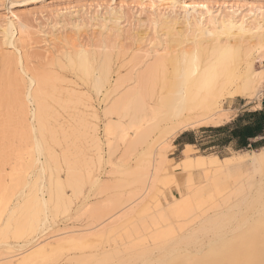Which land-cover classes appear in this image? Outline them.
I'll return each mask as SVG.
<instances>
[{
  "label": "rangeland",
  "instance_id": "1",
  "mask_svg": "<svg viewBox=\"0 0 264 264\" xmlns=\"http://www.w3.org/2000/svg\"><path fill=\"white\" fill-rule=\"evenodd\" d=\"M200 2L207 3L214 16L248 18L253 24L256 19H264V0H0V5H8L7 9L0 7V88L6 85L3 81L5 70L13 75L22 74L17 65L20 52L25 56L29 71H38V74H43L45 78V92L38 93L36 98L43 111L42 124L37 125L36 133L48 156L52 177L63 184L62 191L67 202L66 210H51L52 231L57 233L68 230L70 226L69 229L80 230V227L104 224L108 216L114 214L112 218L118 217L128 210L111 226L120 225L122 222L123 224L111 233H108V227H111L108 225L104 231L106 234L95 240L94 246L88 251L85 249L84 254L104 250L113 258L109 264H120L123 260L117 262L119 258L128 259L145 245L154 248H151L153 252L149 260H155L164 253H158L160 250L157 246L160 242L152 241L151 238H146L145 242L141 241V235L147 231L141 230L140 234H136L131 227L132 223H139L142 217H147L151 211L161 208L155 205L158 201H163L162 191L170 199L172 194L178 195L183 188L191 186L188 187L191 189L192 186L204 184L208 180L204 177L197 179V169L186 170L181 166L174 170L162 169L171 163L180 165L178 162H181L186 148V143L183 144L176 138L180 132H186L189 137L196 138L190 143L191 146L187 147L192 157L199 154H215L218 157L235 154L244 156L239 163L244 171L243 176L238 179L239 184H233L231 179L227 178L228 189L235 192V188L244 184L243 190L233 195L228 202L221 203L219 208L217 206L210 209L208 216L223 211L227 214L237 213L238 200L249 191L250 184L264 185V159H259L260 154L264 153V149L261 150L264 141L235 149L231 145H224V131L214 129L260 105L264 84L261 83L258 73L261 71L264 49L258 52L250 49L244 42L239 46L240 50L235 48V52L239 53L237 64L242 72H249V82L242 93L228 94L219 99V109L226 110L229 116L220 124L202 123L180 129L181 122L198 117L200 110L195 112L181 109L175 116L167 111L168 102L179 91L181 83L174 70V61L182 49L192 53L197 43V32L189 25V22L192 23L191 16L181 7ZM171 3H175L174 12L169 9ZM115 17L119 18L118 27L113 23ZM10 20L15 21L11 42L5 31ZM171 23L174 28L170 26ZM73 35L78 43L75 46L71 42L72 39L75 41L74 38L68 40V37ZM219 37L222 41L218 45L224 47L226 38L223 34ZM205 40L212 41L207 43ZM216 41L214 37L203 40V46L208 47L202 52V58L206 59L211 54V47L217 46ZM29 42L32 45H29ZM231 43L233 44V41ZM80 49L88 52L91 67L86 74L91 77L67 58ZM261 54L262 59L259 58ZM159 55L164 60L161 64L155 62ZM249 60L253 63L251 66L247 62ZM200 92V98H197L203 101L208 95V90L201 89ZM11 96L13 99L8 104L0 102V181L7 186L14 185L15 181L20 182L19 185L23 184L26 171L14 182L11 181V173L18 163H22L26 168L32 156V133L28 124L30 112L22 111L15 101L16 95L12 93ZM135 99L140 101L138 105H135ZM113 103L116 104L115 107ZM31 106L28 104L27 111ZM164 142L169 143L164 152L156 149L159 143ZM160 154L167 156L166 162L162 164L160 176L151 185L149 196L140 201L138 197L143 192L147 180L143 174H148V165L152 161L154 166L159 165ZM42 159L44 160V157H41ZM187 172H193L192 181H188ZM163 177L169 182L164 184ZM145 205L148 206L147 210ZM86 206L93 209L85 211ZM261 209L264 210V205L256 203L252 208L242 210L237 219L228 217L229 221L222 223V227L215 225L202 233H194L195 243L187 246L189 252L180 243V249L167 258V264H192L196 259L201 263L200 260L205 259V253L214 247L212 245L216 242L212 243L213 239L217 241L220 238L218 245L244 230H254L259 240V248L264 238V224L256 223L252 214ZM78 215V220L72 219ZM101 218L105 222H101ZM131 220L132 223H129ZM194 220L182 229L178 228L177 223L174 224L176 232L173 236L198 230L201 226L197 219ZM234 222L236 224L233 227L231 225H234ZM170 237L168 235L167 239ZM25 238L27 237L21 239L15 236L8 239L9 243L14 245L15 252H19L17 241L22 244ZM7 251L8 247L1 243L0 256L5 255ZM74 252L71 250L69 255ZM100 255L97 253L92 259ZM219 259H222V264L233 263L228 257ZM137 262L141 264L140 260L134 263ZM207 262L205 259L201 264Z\"/></svg>",
  "mask_w": 264,
  "mask_h": 264
},
{
  "label": "bare ground",
  "instance_id": "2",
  "mask_svg": "<svg viewBox=\"0 0 264 264\" xmlns=\"http://www.w3.org/2000/svg\"><path fill=\"white\" fill-rule=\"evenodd\" d=\"M171 4L172 7L170 6L169 9L171 10V12H174L175 9L173 8L176 7L175 3ZM181 8L185 13L191 16L190 18L192 20V23L189 22V25L192 26L197 32L195 35L197 37V43L194 46V51H192V53H189L182 49L179 56L174 61V70L180 77L181 83L178 87L179 91L175 93V96L169 100L167 111L171 115L175 116L180 113L181 109H186L188 111L195 110V112L197 110H200L199 114H197L198 117L187 121L185 120V122H181L180 129H186L196 125L198 126L202 123L220 124V122L224 121L229 116L226 110L219 109V99L228 94L231 95L233 93H242L248 86L247 83L249 82V72L248 74L242 72V70H240L238 66L239 64H237L239 53L235 52V48H239V46L244 42L247 43L250 49H255L258 52L263 50L264 24H262V22H264V19H256L255 17L256 22L255 24H253L247 20L248 18L234 19L227 16H214L211 14L209 5L204 2L185 4ZM119 18L121 17L119 16ZM119 18H113V23L116 27H118L117 25ZM14 22L10 20L8 28H6L7 30H5L10 42ZM170 26L174 28V24L171 23ZM76 28L78 27L76 26ZM222 34L226 38L224 40V47L218 45L222 41H220L221 38L219 37ZM207 37H214V39L217 40V46L214 48L212 46V52L210 54L211 56L209 55L206 59H204L202 58V52L208 46H203L202 42ZM68 38V40L74 38L76 41L74 35L69 36ZM75 41H73V39L71 41L74 46L78 44L77 41ZM205 41L208 43L212 40ZM231 41H233V44L231 43ZM29 45H32V43L29 42ZM13 46L17 50H20V48L16 47L15 45ZM67 58L69 59V61L74 62L75 65H78V67L82 69L83 73H88L91 64L89 61L87 50L80 49ZM246 58H248V56ZM259 58H263L262 54L259 56ZM204 60L206 61L204 62ZM163 61L164 60L160 55L155 60L157 64H161L163 63ZM247 62H249L250 66L253 64L250 60ZM17 65L20 67L22 74L13 75L11 74L12 72L5 70L3 81L6 85L0 88V102L3 101L2 103L8 104L13 99L11 98V94L14 93L16 95L15 101L20 109L22 111L25 110L26 112H30V119L28 120V124L32 133V156L31 161H29L30 163L28 165L26 164V168H24L22 163L16 164L15 167L13 166V172L11 173V181L13 182L19 179V175L22 172H27V174L25 175V181L22 185H19L20 182L16 183L15 181L14 185L7 186L5 183L3 184V182L0 181V242L3 245L5 244L9 249V251L4 253L5 255L0 256V264H109L111 263V260L113 258L110 254L107 253V251L94 250L86 252L87 254H84V251L85 249H87L88 251V249L92 248L94 246V242H96L95 240L101 239L106 234L104 232L105 230H107L106 227H108V225L111 226L112 223L117 222L128 212V210L122 212V214H120V216L118 217L112 218L114 214L108 216L107 218H105L107 222H105L104 219L101 218L103 220L101 222L105 223H97L98 225H100L99 227L98 225L91 226L90 223V226H85L84 228L80 227V230H74V228L69 229L71 227L70 226L68 227V230L64 229V227L62 228L64 229L63 231H56L57 233H54L55 230L52 231V224L50 223L51 210H66L67 202L64 196L65 194H63L62 191L63 184L57 178L52 177L51 167L47 158L48 156L45 153V149L41 139L37 136L36 133L37 125L42 124L41 113H43L42 107L38 103L36 98L38 93L44 91L45 78L42 76L43 74H38V71H29V68L26 66L25 56L21 52L17 57ZM248 71L250 70L248 69ZM86 75L89 76V74ZM201 89L208 90V95L207 97H204L203 101H200L197 98V96L200 98V95L198 94ZM131 91L132 90L130 89V92ZM135 101V105H138L140 102L137 99H135ZM28 104L32 105V108L29 109V111H27ZM115 106L116 104H114V107ZM168 146V142L159 143L156 149L159 148L160 151H163L167 149ZM188 146H191V144H185V154L182 157L181 162H178L180 163V165H177V163H175V165H172L171 163L162 168V164L166 162L165 157H167L164 154H160V156H158V158L160 157L158 166H154L153 161L151 162L149 160L151 162L148 165L150 167V170L148 171V174H143L144 176L146 175L145 177H147V180H145V187L143 186V192L140 191L141 193L138 199L141 201L149 196L148 193L150 191L151 185L155 183L154 180H156L160 176L159 172L162 169L174 170L180 168V166L181 168L183 167V169L186 170L197 169V179L204 177L208 180L204 184L196 185L195 187L192 186L193 188L191 189H189L191 186H188L189 188L185 187L178 192V195L172 194L170 196V199H168L166 194L162 191L164 199L163 201H158L155 205L156 207L161 206V208H158L155 211L153 210L154 212L151 211L152 213L150 212L147 217H142L139 223H132L131 220L129 222L132 223L131 229L136 234H140L142 232L141 230L147 231L146 234L141 235V241L145 242L146 238H151L152 241H156L157 243L160 242L157 246V249L160 250V252L158 253H161V251L164 253L155 260H149L152 255L151 253L153 252H151V248L153 247L150 248L149 245H145L139 252L130 256L128 259L119 258L117 262L123 260V262H121L120 264H139L138 262L134 263L137 260H140L141 264H167V258L171 257V255H173L175 252L177 253L176 250L180 249L178 248L180 246V243L185 246V249L189 252L187 246H189L190 243H193L194 233H202L205 230L214 227L215 225L221 226L225 221H229H227L228 217L229 219L230 217H233L235 219L237 216H239L242 210L252 208V206L256 203L261 204L262 206L264 205L263 183H261V185L250 184L249 191H247V193L238 200L237 213L231 212L230 214H227L223 211L219 214L218 212H214L215 215L208 216V211L210 209L217 206V208H219V205L228 202L233 195H236L241 190H243L244 184H240V187L238 186L239 188H235V192H233V190L231 189H228L229 185L227 178H230L233 184H239L240 177H242V174L244 173L239 163L243 160L244 156L235 154L231 156L229 155L225 157H218L215 154H199L195 157H192L188 151ZM262 149H264V146H262L261 150ZM41 157H44V160H41ZM259 157L260 160H263L264 153H261ZM256 158L258 157H255V159ZM23 164H25V162H23ZM230 166H232V168ZM187 174L188 181H192L191 177L193 175V172H187ZM165 178L166 177H163L164 184L169 182V180ZM88 209H90V207L86 206L84 210L87 211ZM147 209L148 206L145 205V210ZM252 215L255 216L254 218H256V223L259 222L261 224H264V210H256V212ZM247 216L249 217L248 214ZM79 217L80 216L78 215L72 217V219L78 220ZM194 219H197L199 221L198 224L201 226L198 230L194 229L185 234L173 236V234L176 232L174 224L177 223L178 228L182 229L186 224L192 222ZM247 220L246 222L248 223ZM193 222H195V220ZM236 222H234V225L231 226L234 227ZM122 224L123 222L120 225L117 224L116 226L108 227L110 228L108 233L115 231ZM160 224H163L164 226H161ZM241 226L239 227L241 228ZM215 231L217 230L215 229ZM168 235H170L171 237L167 239ZM15 236L21 239L22 237H27L22 241V244L20 243V241H17L16 245L19 247V252H15V250L13 249L14 245L9 243L8 240L9 238ZM228 239L229 240L225 242H223L222 240L223 243H219L218 245L217 242L218 240L220 242V238L217 239V241L215 239L212 240V243H216L215 245H212L214 246L213 248H210L208 251L206 250L207 252L205 253V259H207L208 261L207 264H222L220 262L222 259H219L221 257L230 258L229 260L233 262L232 264H262V262H264V238L261 241L262 246L258 248L257 244L259 243V240H257V234H255L254 230L250 232L244 230L238 233L236 236H232V238L230 237ZM210 242L211 241H209V243ZM239 247L241 248V250H239ZM71 250H73V252L74 250L77 252L69 255V252ZM97 253L101 254L100 257L92 259ZM175 257L177 258L176 255ZM170 259L172 258H169V260ZM204 260L202 259L200 261L203 262ZM196 261L194 260L192 264H196Z\"/></svg>",
  "mask_w": 264,
  "mask_h": 264
},
{
  "label": "trees",
  "instance_id": "3",
  "mask_svg": "<svg viewBox=\"0 0 264 264\" xmlns=\"http://www.w3.org/2000/svg\"><path fill=\"white\" fill-rule=\"evenodd\" d=\"M214 129L224 131L223 137L226 140L224 145H231L235 149L246 148L264 141V138L256 142L249 140L256 135H264V95L261 109L245 111L232 122L217 126ZM262 144L264 145V143Z\"/></svg>",
  "mask_w": 264,
  "mask_h": 264
},
{
  "label": "crops",
  "instance_id": "4",
  "mask_svg": "<svg viewBox=\"0 0 264 264\" xmlns=\"http://www.w3.org/2000/svg\"><path fill=\"white\" fill-rule=\"evenodd\" d=\"M262 99H263V97H262ZM262 99H261V101H260V105L259 106H257V108H255L254 110H256V109H261L262 108ZM238 117V116H237ZM236 118H234V119H232V120H230L229 122H232L233 120H235ZM228 122V123H229ZM176 138L178 139L179 138V140H181V143H183V144H185V143H193L195 140H196V138L194 137V136H191V137H189L187 134H186V132H180L177 136H176ZM175 138V139H176ZM264 138V135H256L255 137H253V138H249V140L251 141V142H256V141H259V140H261V139H263ZM261 146V145H260Z\"/></svg>",
  "mask_w": 264,
  "mask_h": 264
},
{
  "label": "snow or ice",
  "instance_id": "5",
  "mask_svg": "<svg viewBox=\"0 0 264 264\" xmlns=\"http://www.w3.org/2000/svg\"><path fill=\"white\" fill-rule=\"evenodd\" d=\"M0 7L7 9L8 5L5 3L0 5ZM258 75L262 78L261 83L264 84V59L261 60V71L258 73ZM262 264H264V262H262Z\"/></svg>",
  "mask_w": 264,
  "mask_h": 264
}]
</instances>
